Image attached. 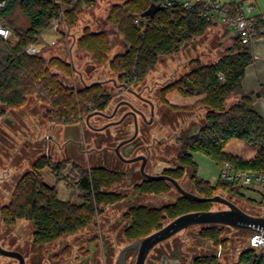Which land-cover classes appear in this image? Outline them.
<instances>
[{
    "label": "trees",
    "instance_id": "obj_1",
    "mask_svg": "<svg viewBox=\"0 0 264 264\" xmlns=\"http://www.w3.org/2000/svg\"><path fill=\"white\" fill-rule=\"evenodd\" d=\"M7 7L0 15L3 24L12 30L8 40L0 38V105L18 109L27 104L30 96H37L49 106L48 114L56 123L73 124L93 111L104 110L109 103L107 90L101 83H93L79 90L65 86L60 73L69 71L72 66L60 57L46 59L41 54L30 55L27 48L36 44L43 30L49 28L53 20L61 17L72 29L77 26L85 7L97 0H6ZM106 22L118 35L122 36L128 48L122 53L112 55L110 35L105 31L95 32L86 25L77 38V47L92 56L99 66H108L119 78L131 83L146 79L156 67L161 55H172L180 51L185 43L202 35L210 26L199 17L197 9H165L146 17L150 23L145 30L136 26L137 19L152 5L158 6L159 0H110ZM19 8L29 20L25 30L13 26L11 17ZM264 22V15L259 16ZM254 55L251 44L233 41L226 55L211 65H201L182 75L168 85L164 94L177 92L183 98H199L197 105L205 104L211 108L205 114V126L195 137L184 142L179 155L183 174L185 167L192 169V181L204 198H212L219 190L228 193L231 198L264 207L260 202L247 197L242 189L220 178L216 186L198 176V166L192 153L203 152L216 159L220 166L225 162L235 170L264 173V117L255 107L252 94L244 91L243 81ZM222 73L224 80H220ZM264 97V84L261 86ZM232 94L241 95L237 105L227 108L226 101ZM202 97V98H200ZM4 111L0 108V117ZM233 139L241 140L246 146L257 151L253 158L235 156L224 151ZM67 162H54L48 156H42L33 162L31 170L17 182L8 205L3 207L4 220L12 224L17 219H27L34 223L33 241L38 245L52 243L67 234H73L88 226L99 207L120 200L121 196L108 193L105 189L119 183L122 176L105 170L81 169L82 176L77 179L81 191L79 203L62 200L56 185L45 182L42 169L49 167L57 176H61ZM69 164V163H68ZM62 177L59 178V180ZM169 188L165 181L149 182L147 187H139L144 192L161 193ZM212 202H197L188 198L178 199L174 204L163 208H137L127 217L132 226L126 235L130 239L142 238L163 227L159 215L175 219L183 214L196 211H209ZM208 241L219 243L221 229H205L202 232ZM223 242V241H222ZM252 252L246 251L240 256V262L250 259ZM194 264H219L215 256H201ZM240 264V263H239Z\"/></svg>",
    "mask_w": 264,
    "mask_h": 264
},
{
    "label": "rangeland",
    "instance_id": "obj_2",
    "mask_svg": "<svg viewBox=\"0 0 264 264\" xmlns=\"http://www.w3.org/2000/svg\"><path fill=\"white\" fill-rule=\"evenodd\" d=\"M253 2L257 5V11L264 14V0H253ZM109 6L110 4L105 0H99L98 6L94 9L87 10L85 14H83V16L80 18L77 26L71 29V32L77 34V36H80L82 32L81 29L84 26V20L86 21V19H88V22L89 20H95L96 24L90 22V26L96 31H105L110 35V40L114 44V46L112 47L111 55V57H113L118 53H122L125 47L122 37H120L117 32L114 31L112 27L106 22V18L109 12ZM11 21L13 23V26L23 30L27 29L30 24L28 18L19 8H16V10L14 11L11 17ZM58 31L65 32L62 24H60ZM41 34L43 38L49 43H47V41L45 42L47 47L46 49L44 47H41L42 49H40V54L44 57H49L51 55H57L59 57L63 56L61 58L64 61L68 62L70 66H72V68L67 72H63L60 69L53 70L55 73H60L61 80L64 82L65 86L69 85L68 88H73V90H79L83 88L80 86L81 84L77 80L78 76L77 73L74 72L75 70L78 72L81 71L82 73H84V75H88L89 77L87 79V82L89 83L90 81H97L98 79L106 80L112 77L116 78L118 76L108 66H99L94 61V59H92V56L88 53L79 51L77 44H75L74 46L77 51L76 53L73 52V56H71L70 58L69 48L72 47L73 39H69L65 35L58 36L53 27L46 28L42 31ZM57 37H59L60 39ZM51 41H54V44H50ZM41 42L43 43L42 40ZM232 45L233 40L230 39L225 29L221 28V26L218 25L210 26V28H208L202 35L194 37L193 39L185 43L179 52L172 55H161L156 67L148 74L146 79L137 84H134V89L141 90L143 84L147 83L150 87H152V89L155 88V90L152 94L145 92V96L152 98L154 101H157V97L155 95L160 88L159 86L155 87L156 84L162 83V85H164L165 83H169L170 85V83H174L182 75L193 71L197 67V61H199L201 65H211L216 63L226 55L227 49L231 48ZM248 67H250V72L255 71L256 67L254 64V60ZM73 72L75 73L74 75ZM248 80L250 82V79ZM263 84L264 78L260 79L257 77L255 82L251 83V87H248L246 82L243 83V87L245 93L253 95L255 107L264 117V97L261 94V86ZM107 88L109 90H113L111 85H109V87ZM108 93H111V91H108ZM165 98L166 102L168 103V107L164 108H166L169 114L172 112L171 109L169 110L170 106L173 111H183L190 109L196 112L195 120H198V122L200 121L205 124L204 116L207 111L211 109L207 105V103L197 105L196 101L199 98H183L175 91L168 93ZM240 98L241 95L232 94L226 101L227 108L237 105L240 101ZM28 103L29 100L27 104L17 109H21L23 110V112L26 111V114L24 115L25 121L28 124V129H25V124H21L18 125V127L14 128L16 132H14L13 139L9 136L10 134H8V138L10 137L11 141L14 143V146H16L17 148H8L9 151L7 150L5 155H11V153H13L15 150L16 155L12 156V158L11 156H8L9 158H3L5 161L4 163L6 164L7 161L9 163V160H12L9 165H12V167L14 168L11 170L6 168V170H8L7 174L11 171L9 173L8 181L5 183L0 182V189L6 190V193L1 195L0 197V244L5 249L17 250L23 253L26 258L27 264H31L32 261H34V264H56V262H54V259L59 260L60 262L62 260V262L71 260L75 255L79 254L78 252H81L82 248L84 249V247L82 246H84L83 244L85 240L96 234H102V236L106 237L107 243L110 244L108 245V249L112 250L113 254L116 253L117 250H120L127 244V240H125L126 237H124L122 234L129 218L126 216L124 221L120 220L121 218H123L122 209L125 210L124 208H111L107 209L103 213L99 210V213L94 216L92 222L88 226L79 229L73 234L64 235L55 242L47 243L45 245L34 244L33 235L35 232V226L32 221L27 219H17L14 223L9 224L4 220L3 207L9 204L12 192L17 182L21 177H23L31 170L33 162H35L37 159L41 158L42 156H48L50 160H53L54 162H67L65 168L63 169V173L60 176L62 177L60 180V177L57 176L55 172H53L49 167H45L44 169H42L41 173L47 184L51 186H57L60 199L65 201L72 200L76 203H79L81 201V191L79 190L76 182L77 179L82 176V170L80 169L81 167H79L78 164L75 163V161L81 162L86 168L85 170H87V172L90 167L94 165L93 162H90L88 156H78L75 150L71 153V155H68L65 154L64 151H59L57 147L52 146L50 143V138L56 136V133H58V137L60 140L66 139L68 136L76 139L80 138L74 137L72 131L70 133H64V131H67L69 128L67 124L53 123L51 116H49L48 114L49 106L41 98L34 95V104H31L30 109L28 108L27 110L26 106L28 105ZM159 106L161 107L162 105ZM29 110H31V112H29ZM186 117L188 116L186 115L177 117L176 115H172L169 118L170 120L168 121V123L170 124L167 127V131H159L158 128H154V136H170L172 134V129L176 130L177 128H179L184 123V121L187 120ZM93 123L95 122L93 121ZM82 124L83 122L80 123V127L82 126ZM95 124L98 125V122ZM61 130L63 131L61 132L63 136H60ZM9 132L11 133V131ZM89 132L90 131H86L87 142L93 143V139L90 136L94 134L90 132L89 136ZM88 136L90 138H88ZM29 142L33 144L32 148H27V150H25L24 146H27V144L29 145ZM171 144H174L175 152H172V154H166H169V156L171 155V159L176 161L177 157L174 158L173 155L175 154L177 156L178 149H180L182 144L177 140L172 141ZM11 145L12 143L8 144L9 147H11ZM91 146H93V144H88L87 146L84 145L83 148H90ZM163 146L164 144H162V147ZM224 151L231 155L243 156L248 158H253L257 153L255 149L246 146L243 141L237 139L231 140L225 146ZM192 156L198 166V176L210 182L211 185L216 186L221 178V166L219 162L216 159L208 156L207 154L199 151L193 152ZM73 160L75 161L73 162ZM1 163L3 165H6L3 162ZM162 166L169 167L168 163ZM4 168L5 167H3V169ZM159 169H161V167H159ZM0 174L4 175L6 173H3V170H0ZM188 174L192 175L191 168L188 169ZM180 181L186 190L190 191L194 189L189 176L180 179ZM125 186L126 183H115L105 190L119 192H121L122 190L123 192H125ZM245 188H242V192L247 197L252 198L257 202H260L262 200L259 190H248ZM257 188H259V186ZM217 194L230 199L237 206L248 213L259 215L264 212L263 207L257 205V203H255L256 205L254 206L253 203L245 202L236 198H231L230 195L223 190H219ZM181 198L184 197L175 189V187L169 186L167 190L158 193V196L148 195L144 199H142L145 205L152 207V209H159L163 208L162 206L164 204L172 203ZM142 199H139L138 201H142ZM101 206L102 205H100V207ZM211 206L214 210L227 209V207L221 203H212ZM159 216H161L162 218V220L160 221L163 226L173 220L164 214ZM216 227L221 229L219 243L217 244L214 241H208L204 236H202V233L199 231V226H191L188 230H185L183 232L180 231L168 241L170 242V240H173V238L175 237L180 238V242L182 243V240L186 241L191 250L193 249L192 247L196 249L194 256L199 254H201V256L207 254L212 256L214 255L218 262L231 264L230 262H233L235 260V256H237L239 249L241 250L246 246L250 231L221 225H218ZM127 238L129 237L127 236ZM204 240L209 243H202V241ZM63 249H65V252L62 255L63 258H61L62 256L60 255ZM220 249L224 250V254L222 256H218V252ZM100 253L101 252H98L97 254V256H99L98 258H100ZM0 264H18V261L16 259L0 255Z\"/></svg>",
    "mask_w": 264,
    "mask_h": 264
},
{
    "label": "flooded vegetation",
    "instance_id": "obj_3",
    "mask_svg": "<svg viewBox=\"0 0 264 264\" xmlns=\"http://www.w3.org/2000/svg\"><path fill=\"white\" fill-rule=\"evenodd\" d=\"M101 84L103 86L105 85L106 88L109 87V85L113 88V90L105 88L107 90V95L109 96L108 106L104 110L93 111L87 116L81 117L77 124H67L69 128L65 132L70 133L72 131L74 137H79L80 139L68 136L66 139L60 140L58 135L50 138L51 145L58 149L62 148L65 154L71 155L75 150L78 156H88L90 162H93L94 164L90 167L89 171L92 169H100L122 176L119 183H126L125 192L122 190L121 192L106 190L108 193L120 195L121 198L116 202L103 204V208L102 206L99 207L100 212L103 213L111 208H124L125 210L122 209V214L125 218V216L134 209L152 208L145 205L143 199L148 195L158 196V194L154 192H144L139 189L140 186L143 185L144 187H147L149 182H153V180L147 179L145 175H164L172 177L176 179L183 188L184 186L180 179L189 176L194 188L189 192L202 197L191 179L192 175L188 174L189 167H185L182 175L177 172L181 168L179 155L183 149L184 142L198 135L205 126L203 122L195 120L196 112L190 109L183 111L174 110L175 112L173 114H171L172 112L169 114L166 108H164L168 107V103L165 100L164 90L169 83L155 85V87L159 86L160 88L155 95L157 101L145 96V92L152 94L155 90V88L152 89L147 83L143 84L141 90H135L134 84L137 83H131L127 80L124 81L120 79L118 75L116 78L102 80ZM108 91H111V93H108ZM129 103L133 104L146 116V119H144L140 115H137V126ZM159 105L162 106L160 107ZM170 109L172 111L171 106L169 110ZM95 112H101L102 114H96L88 121L87 117ZM182 113H185L188 116L186 117L187 120H185L176 130L172 129V134L170 133V136H154V128H158L159 131H167V127L170 124L168 123L170 120L169 118L172 115H176L177 117L186 116ZM93 121L95 123L98 122V125L93 123ZM82 122L83 124L80 127V123ZM53 123L56 122L53 121ZM86 131H90L94 134L90 136L89 132V136L93 139V143L87 142ZM89 136L88 138H90ZM174 140H177L182 144L180 149H178L177 156L175 154L173 155L174 158L177 157L176 161L171 159V155L169 156V154H166H172V152H175L174 144H171ZM86 144H93V146L90 148H83L84 145L87 146ZM162 144H164L163 147ZM142 156L144 157L143 159L135 160L137 157ZM74 161L75 160H73V162ZM75 163L81 167L80 169H86L81 162L75 161ZM166 163H168L169 167L162 166ZM159 167H161V169H159ZM163 181L169 184V186L174 187L167 180ZM139 199H142V201H138ZM172 204L174 203L164 204L162 207ZM209 211H214V209L211 207ZM199 227L200 232L210 228L207 225ZM129 228L130 227H125L122 234L126 237L125 240H127V244L120 250H117V252L115 251L116 253L114 254L112 253V250L108 249V245L110 244L107 243L106 237L102 236V234H96L84 241V246L82 247H84V249L86 247V249L84 250L82 248L81 252H78L79 254L75 255L71 260L64 262H62V260L61 263L59 260L54 259V262H56V264H121L120 253L122 250L130 244L144 238H127L126 233ZM188 229L189 228L185 230ZM169 239L159 243L152 249L145 264H194L195 260L201 257V254L199 253V255L194 256L196 249L192 247L193 249L191 250L186 241L182 240L181 243L179 240L180 238L175 237L169 242ZM64 252L65 249L62 250L60 256H62ZM98 252H101L99 254L100 258L97 256ZM137 254L138 252L136 249L128 250L124 253L122 260L125 264H135ZM61 258H63V256ZM25 264H27L26 258ZM31 264H34V261H32Z\"/></svg>",
    "mask_w": 264,
    "mask_h": 264
},
{
    "label": "built area",
    "instance_id": "obj_4",
    "mask_svg": "<svg viewBox=\"0 0 264 264\" xmlns=\"http://www.w3.org/2000/svg\"><path fill=\"white\" fill-rule=\"evenodd\" d=\"M110 5V0H105ZM122 2V0H119ZM99 0L92 2L90 6L85 8L94 9L98 6ZM6 0H0V15L7 7ZM159 8L165 9H182L195 10L197 9L200 18L207 22H211V26H221L225 29L231 40L238 39L242 44H264V22H259V16L264 15L257 11V5L253 0H159ZM151 17V16H148ZM64 12L61 11V17L55 19L51 23V27L58 31L62 24L65 31L69 27L63 20ZM150 21L146 17L136 20V26L145 30ZM12 30L5 26L0 19V38L8 40L12 37ZM27 53L30 55L40 54V50L36 44H31L27 48ZM220 80H224L222 73L219 74ZM221 179L235 187L245 188L250 190H259L261 198L264 200V173L254 171L235 170L233 165L225 162L221 166ZM259 186V188H257ZM264 209V207H263ZM251 214V213H249ZM264 217V212L259 215ZM246 247L240 252V256L246 252H252L253 256L240 262V256L236 264H264V231L261 234L250 231Z\"/></svg>",
    "mask_w": 264,
    "mask_h": 264
},
{
    "label": "water",
    "instance_id": "obj_5",
    "mask_svg": "<svg viewBox=\"0 0 264 264\" xmlns=\"http://www.w3.org/2000/svg\"><path fill=\"white\" fill-rule=\"evenodd\" d=\"M158 10V7L155 5H152L148 11H146L143 14V17L147 16H153ZM259 96V94H258ZM152 104V103H151ZM132 115L135 118V124L137 126V115H140L142 118L146 119L145 114L140 111L138 108H136L133 104L129 103ZM96 114H102L101 112H95L87 117V120L96 115ZM144 157H137L135 160H141ZM147 179L153 180V181H160V180H167L170 182L175 189L185 198L197 201V202H205V201H211L214 203H221L227 207V209L224 210H214V211H196V212H190L187 214H183L166 225H164L161 229L151 233L150 235L130 244L126 248L122 250L120 253V263L125 264L122 260L124 253H126L128 250L136 249L137 259L135 264H145L147 257L149 253L152 251V249L158 245L159 243L173 237L180 231H183L191 226H204L207 225L208 227H216L218 225L221 226H228L233 227L237 229H245L249 231H254L256 233L261 234L262 231H264V217L262 216H253L249 214L248 212L241 209L239 206H237L234 202L231 200L221 196L216 195L212 198H204L200 197L194 193H191L189 191H186L180 183L169 176H151V175H145ZM0 255L14 258L19 261V264H25V257L22 253L16 250H8L2 247L0 244Z\"/></svg>",
    "mask_w": 264,
    "mask_h": 264
},
{
    "label": "crops",
    "instance_id": "obj_6",
    "mask_svg": "<svg viewBox=\"0 0 264 264\" xmlns=\"http://www.w3.org/2000/svg\"><path fill=\"white\" fill-rule=\"evenodd\" d=\"M87 10H89V8H85V10H84V14H85V12L87 11ZM83 16V15H82ZM81 16V17H82ZM95 16H97V15H95ZM90 22H93L94 24H96L95 23V20H93V21H91V20H89V22H88V19H86V21L84 20V26H86V25H89L90 26ZM83 26V27H84ZM51 27V26H50ZM83 27H82V29H83ZM54 29V28H53ZM81 29V30H82ZM93 30L95 31V32H99V31H96L94 28H93ZM55 31V30H54ZM57 34H58V36H66L67 38H69V39H73V42H72V47H70L69 48V54H70V58H71V56H73V52H75L76 53V48L74 47L75 46V44H76V38H78L79 36H77V34H74V33H72L71 32V29L69 28L68 29V31H62V32H59V31H55ZM82 33V32H81ZM81 35V34H80ZM120 36V35H119ZM120 37H122V36H120ZM57 38H59V37H57ZM56 38V39H57ZM60 39V38H59ZM41 40L43 41V43L41 42ZM122 40H123V42H124V47H125V49H127L128 48V45L125 43V41H124V39L122 38ZM47 40H45L44 38H43V36H42V34L40 35V39L38 40V43L36 44L38 47H39V50L40 49H42L41 47H44L45 49H46V47H47V45H46V42ZM45 43V44H44ZM47 43H49L48 41H47ZM50 44H54V41H51L50 42ZM114 46V44L112 43V47ZM50 47V46H49ZM124 49V50H125ZM74 50V51H73ZM252 51H253V55H254V64H255V67H256V69H255V71H252V72H250V67H248L247 68V70H246V76H245V81H243V83L244 82H246V84H247V86L249 87H251L252 85H251V83H253V82H255V80H256V78L258 77V78H264V44L263 43H255V44H253L252 45ZM81 53V52H80ZM86 53V52H85ZM52 57H59V56H57V55H51V56H49V57H46L47 59H50V58H52ZM61 57H63V56H60V58ZM96 69H98V68H96ZM73 71H74V68H73ZM75 73H77V76H78V78H77V80L79 81V83L81 84L80 86L81 87H85V86H89V85H91V84H93V83H96V82H100L101 83V81L102 80H100V79H98L97 81L96 80H94V81H90V83L89 82H87V79H88V75H84V73H82L81 71H74ZM73 72V75L75 74ZM252 74H255V75H252ZM92 75H93V73H92ZM113 78V77H112ZM112 78H110V79H112ZM252 78H254V79H252ZM76 79V78H75ZM248 79H250V82H249V80ZM67 83V82H66ZM69 83V82H68ZM69 86V85H68ZM245 86V85H244ZM104 88H106V86L104 85ZM107 89V88H106ZM179 95V94H178ZM182 97V96H181ZM31 104H34V95L33 96H30V98H29V103H28V105L26 106L27 108V110H28V108L30 109V106H31ZM0 108H1V110H3L4 111V114L0 117V170H3V173H6V174H4V175H1L0 174V182H2V183H5V182H7L8 181V178H9V173L11 172H9L8 174H7V172H8V170H6V168L7 169H13L14 167H12V165H9L10 163H11V161L12 160H9V163H8V161H7V164L6 163H4L5 161H4V159L3 158H5V157H10L11 156V158H12V156H14V155H16L15 154V152H16V150L13 152V153H11V155H5L6 154V152H7V150L9 151V149L10 148H15L16 146H14V143L11 141V139H10V137L13 139V135H14V132H16V130L14 129L15 127H18V125H21V124H25V129H28V124L26 123V121H25V115L24 114H26L25 112H23V110H17V109H12V108H8V107H6V105H3V104H1L0 105ZM33 108H34V106H33ZM22 111V112H21ZM29 112H31V110H29ZM175 111H173L172 110V113H174ZM33 114V113H32ZM204 120H205V116H204ZM3 124V125H2ZM9 131H11V133L9 132ZM61 132H63L62 130L60 131V136H63V134L61 133ZM64 133H65V131H64ZM8 134H10L9 136V138H8ZM57 135H58V133H56ZM9 143H12V145H11V147H9L8 146V144ZM32 143L31 142H29V145L27 144V146H24V148H25V150H27V148H32ZM9 148V149H8ZM17 148V147H16ZM59 151H61V152H63V150H62V148L61 149H59ZM10 154V153H9ZM8 157V158H9ZM1 162H3L4 164H6V165H3ZM3 167H5L4 169H3ZM4 193H6V190H3V189H0V197H1V195H3ZM11 196V195H10ZM177 201V200H176ZM176 201H174V202H172V203H175ZM169 204H171V203H169ZM123 215V214H122ZM126 217V216H125ZM121 221L123 220H125V218H124V215H123V218H121L120 219ZM119 220V221H120ZM132 226V223H131V221L130 220H128V222H127V225H126V227H131ZM205 243V244H207V243H209V242H206V240H204V241H202V243ZM247 245V244H246ZM246 247V246H245ZM245 247L244 248H242L241 250L239 249V251H238V253H237V256H235V260L233 261V262H230L231 264H236V262H237V260L239 259V256H240V252L242 251V250H244L245 249ZM224 254V250L223 249H220L219 250V252H218V256H222ZM203 256H209V254H207V255H203ZM214 256V255H213ZM219 264H224V263H221V262H219Z\"/></svg>",
    "mask_w": 264,
    "mask_h": 264
}]
</instances>
